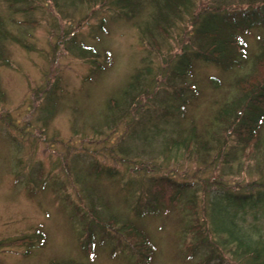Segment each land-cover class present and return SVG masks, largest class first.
Here are the masks:
<instances>
[{
	"label": "rangeland",
	"instance_id": "rangeland-1",
	"mask_svg": "<svg viewBox=\"0 0 264 264\" xmlns=\"http://www.w3.org/2000/svg\"><path fill=\"white\" fill-rule=\"evenodd\" d=\"M206 4L207 0H199L198 10ZM31 6L32 11H24L23 6L14 9L0 0V20L9 33L0 54V242L29 240L38 230L44 243L40 239L28 246L4 245L0 247V264H61L66 260L78 264H200L208 251H194L191 258L187 253L188 246L196 243L191 233L197 228L191 226L206 228L208 224L202 212V189L219 181L232 187L248 182L264 184V118L255 144L246 151H231L233 142L228 138L225 148L216 154L211 140L219 109L239 95L236 81L253 71L252 60L264 44V26L241 34L247 52L243 68L226 71L196 60L184 82L173 84L190 85L192 92L187 93L194 96L176 127L182 134L194 127L210 149L206 160L198 153L187 156L182 150L168 159L160 153L162 139L148 144L120 141L126 135L129 116L100 137L92 134V127L94 121L103 119L107 101L118 98L136 72L150 69L160 89H168L173 82L168 67L187 46L190 20H184L168 36L155 33V45L139 33L138 25L144 28L150 22L147 8L135 23L107 6L88 8L82 4L68 14L69 23L55 13L49 0H33ZM63 38L64 46L60 44ZM70 45L75 50L93 48L101 57L95 62L79 56L67 50ZM106 52L109 56L103 57ZM257 71L263 73L264 66ZM55 83L57 110L42 125L45 98L53 97L46 92ZM141 99L140 105H151L149 95ZM162 128L168 138L170 126ZM119 143L123 149L130 144L132 152L121 155ZM110 146L115 149L112 155ZM122 156L128 161L122 163ZM94 163L102 168V174L90 171ZM71 165L78 175L75 184ZM160 177L188 184L189 189L178 202L163 203L157 213L135 216L136 208L142 207L140 202L149 198V188L153 190L150 179ZM82 191L101 199L88 206V198L84 201L78 195ZM187 196L192 198L191 206H187ZM101 202L107 209L100 208ZM90 206L100 213L99 220H93ZM109 215L133 223L145 234L153 246L147 263L136 258L130 241L108 225ZM246 217L250 221L252 213ZM84 243L91 250H85ZM217 253L222 264L235 263L228 251ZM210 264L218 263L213 259Z\"/></svg>",
	"mask_w": 264,
	"mask_h": 264
},
{
	"label": "trees",
	"instance_id": "trees-1",
	"mask_svg": "<svg viewBox=\"0 0 264 264\" xmlns=\"http://www.w3.org/2000/svg\"><path fill=\"white\" fill-rule=\"evenodd\" d=\"M49 1L55 13L69 23L70 20L67 19L70 16L68 14L82 4L88 5V8H94L97 4L100 7L107 6L108 9L114 12L118 11L125 20L131 22H135V18L142 14V9L147 8L150 22L144 28L138 25L139 33L143 40L149 43L153 42L155 45H157L154 38L155 33L168 36L171 32L178 30V25L184 20H190L188 22L190 28L188 34H186L188 38L187 46L175 55L172 59L174 63L169 64L168 67L170 71L169 81L173 82L172 84L169 82L167 88L172 89V91L170 92V90L164 88L160 89L161 84H157V80L151 77L150 69H147V72L146 70L145 72L143 70L136 72L121 91L120 96L107 101L103 119L100 123L94 121L92 134L100 137L104 135L105 130H108L107 132L112 131L117 124L129 116L131 120L126 123L128 126L126 135L125 137L122 136L120 141H138L148 144L153 143L156 139H162L164 141L160 151L161 156H167L166 158L170 159L172 155L179 156L182 150V152L188 154L187 156L198 153L201 160H206L210 149L207 140H203L195 132L194 127L183 134L178 129L179 127H176L180 126L181 121L179 119L183 118L186 105L194 97L193 93H187L192 92V87L190 85L183 86L181 83L184 82V77L190 72L192 62L196 60L212 63L226 71L233 68H243L246 64L244 60L247 58V52L241 34L247 33L254 27L264 26V0H207L206 7L200 10H198L199 0ZM6 2L9 7L14 9L21 6L25 8L24 11H32L33 9L31 6L33 0H6ZM8 34L4 22L0 20V54L3 41ZM65 38L60 43L63 46L66 44ZM72 46L76 47L74 43ZM72 46L70 48L67 46V50H73L79 56L91 57L95 62H97L98 57H101L93 48L75 50ZM81 47L84 46L81 45ZM259 49V53L251 63L252 73L236 81L239 95L222 106L215 117L216 127L211 131V140L216 147V154H219V151L225 148L228 138H231L233 142V146L230 148L231 151L233 148H240L244 151L249 145L255 144L257 129L261 127L264 118V72L259 74L257 71L264 66V44ZM105 54L109 56L106 52L103 57ZM177 81L181 82V85L174 86L173 84ZM56 83L46 92L47 95L52 94L53 97L45 98L46 105L42 109L44 115L41 119L42 125L48 121V117L56 113L58 99V94L54 89ZM1 95L2 92H0V97ZM142 95H144L145 100L149 95L151 105H140L143 101L141 99ZM7 121L10 125V120ZM162 125L170 126V136L168 138H165L166 133ZM118 145L117 149L122 152L121 155H126L133 150L128 148L130 144H125L124 149L121 148L124 147L122 143ZM113 148L112 146L108 147L111 155L115 151ZM134 153L135 151H133V155H136ZM122 157V163L128 161L124 156ZM71 166L73 184H75L78 175L73 168L74 165ZM73 171L76 173L74 176ZM90 171L94 175L103 173L102 168L96 163L90 167ZM106 173H110V171L108 170ZM150 182L149 186L153 190L150 188L149 191L147 190L149 192L147 200L139 201L142 207L141 209L136 208L135 213H137L135 216L141 217L147 212L157 213L163 203L169 205L178 202L189 187L188 184L178 183L171 177L152 178ZM232 186L219 181L207 190L204 189L205 192L202 189L204 193L201 200L203 203L201 204L203 207L202 212L208 224L206 228L201 227L199 224L191 226V228H197V231L191 233L196 237V243L188 246L187 253V257L191 258L194 251L197 254L208 251L207 256L200 264H210L213 259H216L218 264H222L223 258L217 253V250L228 251L229 257L235 262L234 264H264V184L261 182H248L247 184H238L236 187L234 186L235 188ZM158 189L163 190V192L159 193ZM84 194L82 191L78 195L83 196L84 201L88 198V206L90 204L93 206V200L98 199L100 201L101 199L91 194H89L90 196ZM187 201V206H191L192 198L190 196H187ZM99 205L100 208L107 209L102 202ZM194 205L197 206L195 201ZM88 208L93 220H99L100 213L91 206ZM250 212L252 213V219L249 221L246 215ZM108 219H110L108 225L130 241L132 254L147 263L152 254L153 246L146 239L145 234L129 221L117 219L114 215H109ZM93 220H91L90 225L94 224ZM101 229L104 230V226ZM106 233L103 232L104 235ZM42 238V234L37 230V233H34L29 240L24 237L23 239L9 240V242L1 241L0 247L4 245L28 246L33 241L40 239L42 241L40 243L43 244L44 240ZM82 246L85 250H91L88 243H84ZM61 264L78 263L73 260H66Z\"/></svg>",
	"mask_w": 264,
	"mask_h": 264
}]
</instances>
